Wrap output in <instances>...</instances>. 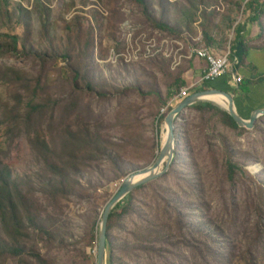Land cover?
Segmentation results:
<instances>
[{
	"label": "rangeland",
	"instance_id": "obj_1",
	"mask_svg": "<svg viewBox=\"0 0 264 264\" xmlns=\"http://www.w3.org/2000/svg\"><path fill=\"white\" fill-rule=\"evenodd\" d=\"M258 2L253 22L251 0H0V174L19 193L16 218L0 214V264H97L104 207L157 157L167 138L159 118L179 102L173 81L188 61L111 53L156 32L182 38L184 52L195 37L222 49L239 25L264 43ZM259 119L238 131L187 107L169 169L134 188L130 211L113 220L106 264H264ZM230 161L242 167L234 181Z\"/></svg>",
	"mask_w": 264,
	"mask_h": 264
},
{
	"label": "crops",
	"instance_id": "obj_2",
	"mask_svg": "<svg viewBox=\"0 0 264 264\" xmlns=\"http://www.w3.org/2000/svg\"><path fill=\"white\" fill-rule=\"evenodd\" d=\"M242 38L248 46L247 56L244 58V50L240 41L234 40V50L231 51L233 57L239 61L235 67V72L243 76V81L236 85L233 81L234 73H228L220 76L213 81L197 83L204 73L206 62L204 59L193 57L188 59L183 79L186 81L185 86H191L197 83L195 91L203 90L205 85L210 84L209 88L224 91L230 94L240 115L248 119L251 113L260 108H264V43L257 41L260 34L250 32L247 28L242 31ZM232 40L229 45L231 46ZM213 45V44H211ZM215 46V45H213ZM183 65V66H184ZM228 99L224 94L210 93Z\"/></svg>",
	"mask_w": 264,
	"mask_h": 264
},
{
	"label": "water",
	"instance_id": "obj_3",
	"mask_svg": "<svg viewBox=\"0 0 264 264\" xmlns=\"http://www.w3.org/2000/svg\"><path fill=\"white\" fill-rule=\"evenodd\" d=\"M209 92L224 94L229 100L228 108L220 107L219 105L209 100H205L201 97L202 95L207 94ZM198 102L212 104L220 110L227 112L240 128L254 129L259 118L264 116V108H260L254 110L248 119L243 118L236 108L233 97L224 91L213 88L191 92L188 96L184 97L175 106H173L164 118L165 122L167 123V138L155 160L149 166L142 168L138 170V172L136 171L128 175L125 179H123L121 186L119 187L117 192L111 197V199L107 202L106 206L104 207L98 228L96 251L97 264H106L107 226L111 211L134 188L139 185L147 184L151 181H154L169 169L174 157V150L176 147V116L184 112L187 107ZM166 157L168 158V161L166 162L163 171H157L158 167H160L161 163ZM140 173H146V175L136 180L134 177L136 176V174Z\"/></svg>",
	"mask_w": 264,
	"mask_h": 264
},
{
	"label": "built area",
	"instance_id": "obj_4",
	"mask_svg": "<svg viewBox=\"0 0 264 264\" xmlns=\"http://www.w3.org/2000/svg\"><path fill=\"white\" fill-rule=\"evenodd\" d=\"M156 33L157 36L147 38L142 43L134 42L130 44L129 48H126L120 54L115 55L112 52L111 57L114 55L117 58L120 55V59L124 62H133L157 53H162L165 57L173 58L172 64L175 67L179 66L183 59L198 57L204 59L206 65L204 73L197 83L213 81L228 73H234L233 81L236 85L242 83L243 76L235 72V67L239 64V61L236 56L233 57L230 45L218 49L213 45L199 43L201 37H195L187 46V52H184L186 50V43L182 38L161 32ZM197 83H193L191 86L181 87L178 97L184 98L188 96L192 92L191 89L197 86ZM164 111L162 110V112Z\"/></svg>",
	"mask_w": 264,
	"mask_h": 264
},
{
	"label": "trees",
	"instance_id": "obj_5",
	"mask_svg": "<svg viewBox=\"0 0 264 264\" xmlns=\"http://www.w3.org/2000/svg\"><path fill=\"white\" fill-rule=\"evenodd\" d=\"M139 1L140 3L141 2H144V0H137ZM252 4L254 5V9H255V12L254 14L250 17V19L255 22V21H259V10L260 8L262 7L261 3L258 2V0H251ZM257 2V4H256ZM256 4V5H255ZM158 26L160 27H163V28H167V25H165V23L163 22H156ZM244 25H239L238 27L235 28V33H236V37L235 39L240 41L241 43V46L244 50V58L247 56V50H248V46L247 44H245V41L243 40L242 38V31L244 29ZM205 37H207L208 39V34L206 33L205 34ZM262 37V36H261ZM260 37V38H261ZM13 40V43H16L15 39L12 38ZM211 40V38H209ZM232 40V44H231V51L234 50V40ZM212 42V41H211ZM208 45H211V44H208ZM76 76V75H75ZM264 78V76L262 77V79ZM174 85L177 87L178 90L181 89V86L182 85H186V81L181 77V76H178L177 78L174 79L173 81ZM88 87H90V84L87 83ZM203 89H208V88H203ZM180 99H182L180 97ZM180 99L178 101H180ZM168 109H171L172 106L171 104L168 105L167 107ZM189 108H195L198 110H201V109H209L211 111H214L216 113H218L221 117V119L223 120L224 124H226L227 126L233 128V129H236V130H245L244 128H240L236 122L233 120V118L225 111L223 110H220L219 108L215 107L214 105L212 104H209V103H203V102H198V103H195L191 106H189ZM181 115L178 114L176 116V119H175V122L177 120V118H179ZM34 116V110L33 108H31L30 106H27V111L24 115V118H23V121L25 124H30L32 122L31 118ZM162 120H164V118L162 116H160L159 118V122H158V125H157V129H158V132L160 131V123L162 122ZM260 120V119H259ZM165 121V120H164ZM164 121H163V124H164ZM258 127V121L256 123V126H255V129H257ZM38 141V145L40 146V148L45 151V152H49V148L46 144V142L44 140H41L39 141L38 138L37 140ZM92 139H89V142L92 143ZM159 152H160V147H159ZM158 152V153H159ZM52 166L57 170L59 171L58 167L53 163ZM164 168V167H163ZM239 171H242V167L241 166H238L236 165L235 163L233 162H228L227 163V178L231 181H234L236 179V176L238 175V172ZM143 185H140L139 187H142ZM19 198V193L17 192V189H16V185H14L13 183L10 184V181H9V176L7 174H0V214L4 217L6 215H11V217L14 219L16 218V210H15V200ZM132 200H133V193L130 192L124 199H122L114 208L113 210L111 211L110 213V216H109V220H108V226H107V246L109 245V241H110V230L112 229L113 227V220L118 216L120 215H124V214H127L131 207H132ZM119 208L121 209L120 212H118Z\"/></svg>",
	"mask_w": 264,
	"mask_h": 264
},
{
	"label": "bare ground",
	"instance_id": "obj_6",
	"mask_svg": "<svg viewBox=\"0 0 264 264\" xmlns=\"http://www.w3.org/2000/svg\"><path fill=\"white\" fill-rule=\"evenodd\" d=\"M202 98H204L205 100H209L217 105H219L220 107H223V108H228L229 106V100L224 98V97H221V96H217V95H212V94H204L201 96ZM164 129L166 130V133H167V123L164 121ZM168 161V158L166 157L163 162L161 163L160 167H158V169H160L164 164H166V162ZM138 172V171H137ZM144 175H146V173H140V174H136V176L134 177L136 180L143 177Z\"/></svg>",
	"mask_w": 264,
	"mask_h": 264
}]
</instances>
